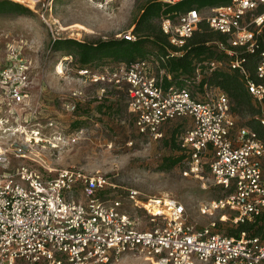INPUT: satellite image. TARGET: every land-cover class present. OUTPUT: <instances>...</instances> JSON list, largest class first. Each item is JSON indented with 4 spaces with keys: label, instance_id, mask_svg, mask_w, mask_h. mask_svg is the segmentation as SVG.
<instances>
[{
    "label": "built area",
    "instance_id": "1",
    "mask_svg": "<svg viewBox=\"0 0 264 264\" xmlns=\"http://www.w3.org/2000/svg\"><path fill=\"white\" fill-rule=\"evenodd\" d=\"M211 12L206 16L192 9L175 19L163 18L162 29L180 47L206 21L211 30L228 38L219 48L228 55L230 70L238 71L248 92L263 101L264 0H232ZM124 38L136 39L133 32ZM252 61L254 75L247 66ZM206 65L213 72L222 63ZM26 71V62L16 54L0 71V87L10 109L29 97ZM80 74L93 77V82L108 78L127 84L128 108L143 136L162 139L167 123L192 120L182 139L189 154L185 175L199 176L207 167L225 194L203 204V215L233 211L220 220L235 226L264 216V142L248 128L237 129L225 93L205 86L203 98L198 99L188 88H164L166 73L152 76L146 61L108 75ZM259 120L264 126V110ZM6 161V154L0 153V179ZM5 179L0 181V264H109L127 254L143 256L152 264H264V233L231 237L219 233L216 222L198 228L179 201L142 198L133 189L127 196L119 194L101 173L68 169L45 177L22 165L16 175Z\"/></svg>",
    "mask_w": 264,
    "mask_h": 264
},
{
    "label": "rangeland",
    "instance_id": "2",
    "mask_svg": "<svg viewBox=\"0 0 264 264\" xmlns=\"http://www.w3.org/2000/svg\"><path fill=\"white\" fill-rule=\"evenodd\" d=\"M11 1L23 4L31 13L15 18L0 15V71L13 61L15 54L20 55L27 65L25 92L29 97L10 109L0 87V153L7 157L0 181L4 183L7 175H16L22 165L45 177L81 169L88 174L106 175L115 189L112 191L125 196L133 189L142 198L179 201L198 228L216 222L219 233L227 235L229 229L236 227L220 220L224 215H233V211L201 213L203 204L222 195L207 167L199 176H186L187 163L183 162L162 170L164 159L181 155L165 144L166 139L176 132L179 142L186 130L184 126L193 125L190 118L165 125V138L141 135L129 111L124 84L118 88L108 78L93 82V77L78 72L70 56L52 48L59 38L123 39L133 32L142 8L151 0ZM202 13L209 16L212 12L204 9ZM156 66L153 63L155 73ZM112 68H116L113 62L96 66V74L92 75H108ZM75 104L79 105L77 111ZM251 118L247 112L234 111L239 125L247 126ZM74 123H79V127L74 128ZM106 192L110 193L109 189ZM109 264L152 263L143 256L127 254Z\"/></svg>",
    "mask_w": 264,
    "mask_h": 264
},
{
    "label": "trees",
    "instance_id": "3",
    "mask_svg": "<svg viewBox=\"0 0 264 264\" xmlns=\"http://www.w3.org/2000/svg\"><path fill=\"white\" fill-rule=\"evenodd\" d=\"M231 2L232 0H180L175 4H166L160 0H151L142 8L141 14L134 24L133 35L136 38L134 41H128L125 38L98 39L95 41L59 38L53 42L52 48L54 51L64 52L70 56L78 66L79 73L81 71H89L90 74H96L93 68L96 66L98 68L103 67L108 62L116 64V68L111 69V73H114L124 66L128 67L138 61H146L149 63L152 76L159 77L162 71L166 73L163 76L164 88L173 85L178 88H188L193 96L198 99L203 98L205 86L224 91L230 100L233 116L234 111L240 110L252 116L247 122V126L236 123L237 129L248 128L258 139L264 142V126L259 120L264 110V100L257 101L248 92L245 80L240 73L230 70L228 66L229 57L219 48V44H226L228 38L211 30L207 22L204 21L193 33L192 37L183 46L179 47L171 43L169 36L162 29L163 18L175 19L180 13H185L192 9L202 12L204 9L226 7ZM30 13L31 11L21 3L11 0H0V15L2 16L15 18ZM154 55L157 56L156 59H154ZM213 61L220 62L222 65L215 71L210 72L206 63ZM153 63L157 64L156 73L152 68ZM247 66L253 74L255 71L254 62H250ZM198 70H200L201 79L199 83H195L197 82ZM168 75L171 79L168 78ZM253 80H256L255 77H253ZM113 84L115 83L113 82ZM122 85L118 84L117 87L121 88ZM124 85L128 96L129 87L127 84ZM78 109L79 105L75 104V110L77 111ZM133 117L136 125V117L134 115ZM78 124L74 123L73 127H79ZM181 125L185 124L181 123ZM164 127L162 130H164ZM184 127L186 130L183 136L189 129L187 126ZM176 134V132H173L171 137L166 139L165 144L179 150L181 155L164 159L162 170L172 169L182 162L184 164L188 163L189 154L182 147L183 136L181 135V139L178 142L175 137ZM262 167L264 170V159ZM224 195L222 191L220 197ZM242 233H247L249 236L263 234L264 216L259 217L255 223H244L229 229L227 235L240 238Z\"/></svg>",
    "mask_w": 264,
    "mask_h": 264
}]
</instances>
